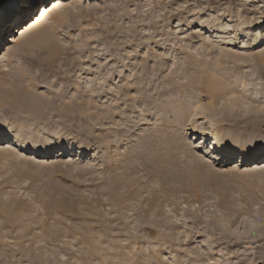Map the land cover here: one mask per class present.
Segmentation results:
<instances>
[{
    "label": "rangeland",
    "instance_id": "rangeland-1",
    "mask_svg": "<svg viewBox=\"0 0 264 264\" xmlns=\"http://www.w3.org/2000/svg\"><path fill=\"white\" fill-rule=\"evenodd\" d=\"M60 1L0 35V264H264V160L203 137L264 143V0Z\"/></svg>",
    "mask_w": 264,
    "mask_h": 264
},
{
    "label": "bare ground",
    "instance_id": "bare-ground-1",
    "mask_svg": "<svg viewBox=\"0 0 264 264\" xmlns=\"http://www.w3.org/2000/svg\"><path fill=\"white\" fill-rule=\"evenodd\" d=\"M15 2H16V0H15ZM60 3H62L60 0H53V2H52V4L51 5H53V6H56L57 4H60ZM61 5V4H60ZM10 8V7H9ZM13 8H14V6H13ZM15 9L17 10V8L15 7ZM45 12V10L43 9V7L41 8V11L37 14V16H35L34 17V19H33V22L31 23L30 22V24L28 25V27L26 26V27H23L22 28V30H20V29H16L15 30V34H14V36H10V40H12V41H14V39H15V37H16V35H18V36H23V34H24V32L25 31H30V39H28V41H26L27 42V44L29 45V44H31L32 43V41L37 37V36H39V34H40V32L41 31H43V30H46L45 29V27H43L42 26V24H40L41 26H39L38 25V20L40 19V17H41V14L42 13H44ZM264 39V38H263ZM19 44V43H18ZM26 44V43H25ZM23 45V44H22ZM26 47V46H25ZM21 48V47H20ZM55 49V48H54ZM3 50H5V49H3ZM56 50V49H55ZM55 50H53L54 52H55ZM7 51H8V49H6L5 50V52L7 53ZM23 51V50H22ZM21 51V52H22ZM25 51V50H24ZM5 52H3V53H0V60L2 59V60H4L5 59V57H6V53ZM260 61L261 62H264V56H261L260 58ZM29 60H30V58H29ZM32 61V60H31ZM29 62V61H28ZM2 66L3 65H0V82H3L2 84H4L5 85V83H4V81H7V79L5 80V78H7L6 77V75H5V71L3 72V69H2ZM14 77V76H13ZM211 79V81L209 80V79H207V81H205V83L203 84V89H205V91L208 93V95H209V98L211 99V98H214V97H219L220 96V94H222L221 92H222V90L224 89V88H221L220 86H219V84L218 83H216L214 80H212V78H210ZM219 81V80H218ZM1 83H0V85H2ZM222 86V85H221ZM30 87H33L32 85L30 86ZM35 87V86H34ZM224 87V86H223ZM13 91V90H12ZM19 91V90H18ZM24 91H27V90H24ZM30 91V90H29ZM28 91V92H29ZM224 91V90H223ZM4 93V92H3ZM24 93V92H23ZM2 94V93H1ZM224 94V93H223ZM222 94V95H223ZM24 95V94H23ZM16 96H18V97H20L19 96V93H14V91H13V93L11 92V90L8 92H5L4 93V98H5V100H3V99H1V96H0V112L1 111H3L4 110V108L5 107H7L9 104V101L10 100H14V98H16ZM31 96V95H30ZM29 96V97H30ZM23 98V97H22ZM7 100H8V103H7ZM29 100V99H28ZM17 101L15 100V103H16ZM22 102V101H21ZM212 102V101H211ZM211 102L209 103V104H211ZM14 103V104H15ZM39 104V103H38ZM37 103H35V102H32V104H29V107L31 108V111H39L40 110V106L41 105H38ZM28 106V105H27ZM10 109V108H9ZM222 122V121H221ZM221 122H218V123H221ZM216 125V124H215ZM217 128H214V130H216ZM192 130L193 131H196L195 129H194V127L192 126ZM207 130V129H206ZM205 130V131H206ZM209 130H211V129H209ZM203 134V133H202ZM6 132H3V131H1L0 130V140H2V139H4V138H6ZM17 136V135H16ZM16 136H12V138H11V140H9V142H15V143H18L19 142V140H18V137H16ZM238 136V135H237ZM203 137L204 138H206V139H209L210 141V145H211V147L213 148V150H217L218 152H220V153H222V154H225L221 149H222V146L225 144V143H228V141H227V139H229V142L231 141L230 139H234V137H228L227 139H224V140H222L223 141V143H222V141H221V136H220V134H219V132H216V131H214V133L212 132V133H210V131H207V132H205L204 133V135H203ZM232 144V143H231ZM6 146H8V145H6ZM9 147V146H8ZM5 149H7V148H5ZM144 150V149H143ZM81 151V150H80ZM50 152H51V149L49 148V147H47L46 149H45V151H44V156H49V154H50ZM83 154H84V152H83ZM137 156H135L134 158L137 160V158H136ZM222 158V157H221ZM231 158H236V161H238V162H240V163H243L244 165L245 164H247V162H251V161H253V160H249V159H247V158H244V157H241V156H226L225 157V159H226V163H225V165L227 164V162H230V161H232L233 159H231ZM134 159V160H135ZM212 159H213V161H218L219 159L215 156V154H213L212 155ZM223 159V158H222ZM224 160V159H223ZM141 161V160H140ZM75 167V166H74ZM123 170V169H122ZM129 171V170H128ZM52 173V172H51ZM139 194V193H138Z\"/></svg>",
    "mask_w": 264,
    "mask_h": 264
},
{
    "label": "snow or ice",
    "instance_id": "snow-or-ice-1",
    "mask_svg": "<svg viewBox=\"0 0 264 264\" xmlns=\"http://www.w3.org/2000/svg\"><path fill=\"white\" fill-rule=\"evenodd\" d=\"M52 2L53 0H16L17 10L12 15L6 16L3 10V0H0V35L5 31L14 35L15 30L25 27L41 11L42 7L47 11ZM3 38L6 39V37ZM261 43H264V39ZM2 50L3 48L0 47V51ZM221 150L226 156H241L255 162L264 160V143L261 142L250 145L245 143L243 146L225 143Z\"/></svg>",
    "mask_w": 264,
    "mask_h": 264
}]
</instances>
